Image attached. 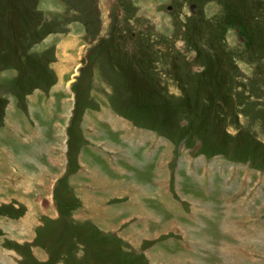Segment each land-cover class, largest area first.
<instances>
[{
	"label": "rangeland",
	"instance_id": "obj_1",
	"mask_svg": "<svg viewBox=\"0 0 264 264\" xmlns=\"http://www.w3.org/2000/svg\"><path fill=\"white\" fill-rule=\"evenodd\" d=\"M0 264H264V0H0Z\"/></svg>",
	"mask_w": 264,
	"mask_h": 264
},
{
	"label": "crops",
	"instance_id": "obj_2",
	"mask_svg": "<svg viewBox=\"0 0 264 264\" xmlns=\"http://www.w3.org/2000/svg\"><path fill=\"white\" fill-rule=\"evenodd\" d=\"M94 184H95V186H99V183L98 184H96L95 182H94ZM145 217H148V216H144V217H142V219H140L141 221L140 222H143V223H147V221H146V218ZM155 220H156V218H155ZM147 225V224H146ZM145 230H147V228L146 227H144V232H146ZM198 230V229H197ZM148 231V230H147ZM149 232V231H148ZM241 240V239H240ZM243 242V241H242ZM222 250H225L226 251V253H227V255H230L232 252H234L235 253V250L236 249H234V248H232L230 245H228V246H226L225 247V249H222ZM239 249H237L236 251H238ZM240 251V250H239ZM241 251H245L244 249H241ZM232 255H233V253H232Z\"/></svg>",
	"mask_w": 264,
	"mask_h": 264
}]
</instances>
